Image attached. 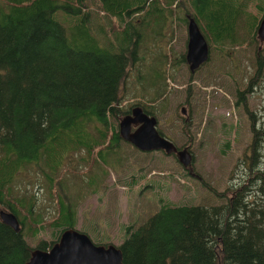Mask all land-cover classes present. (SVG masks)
Here are the masks:
<instances>
[{
  "label": "trees",
  "instance_id": "trees-1",
  "mask_svg": "<svg viewBox=\"0 0 264 264\" xmlns=\"http://www.w3.org/2000/svg\"><path fill=\"white\" fill-rule=\"evenodd\" d=\"M183 1L211 43L234 41L244 20L254 21L253 36L264 12V0H0V210L13 211L22 224L16 230L0 214V264H25L34 248L48 249L76 228L78 201L62 186L73 151L93 153L92 164L95 149H118L120 158L119 115L135 104L157 115L152 103L166 91L127 106L124 90L143 61L144 44L162 48L167 26L173 37ZM164 57L168 62L169 53ZM252 129L249 152L235 167L248 171L234 195L214 205L163 203L144 223L127 226L118 245L124 264H264V168L258 165L264 137ZM30 168L42 172L57 197L51 241L37 246L25 237L26 227L29 235L45 227L37 194L16 187Z\"/></svg>",
  "mask_w": 264,
  "mask_h": 264
},
{
  "label": "rangeland",
  "instance_id": "rangeland-1",
  "mask_svg": "<svg viewBox=\"0 0 264 264\" xmlns=\"http://www.w3.org/2000/svg\"><path fill=\"white\" fill-rule=\"evenodd\" d=\"M183 2L172 23L173 37L170 38L172 28L167 26L162 48L152 46V42L141 48L143 61L128 78L123 104L147 103L157 91H166L164 98L152 103L157 108V127L178 146L187 148L193 161L185 166L176 153L141 150L125 139L121 140L120 158L118 149L106 148L103 154L95 149L98 160L92 164L93 153L85 148L73 151L74 157L66 163L67 177L62 186L67 196L78 201L76 228L96 242L119 245L127 226H139L169 201L214 205L228 200L246 178L241 173L247 172L248 167H235L241 156L249 152L253 125L264 137V64L258 75L254 72L256 53L264 59V42L257 36V28L252 36L254 21H242L234 41L219 44L208 40L209 59L192 72L186 53L189 16L194 13L193 6ZM249 8L254 9L252 5ZM155 11L154 6L152 13ZM63 13H56L61 22ZM250 82L254 91L250 90ZM125 114L115 120L118 128ZM258 165L264 168V156L259 157ZM106 169L109 172L103 175ZM16 187L19 192L28 189L37 194L35 210H41L45 217V227L35 235H29L26 227L25 237L32 246L43 238L51 241L49 223L55 217V189L52 193L45 188V177L37 168L20 174ZM1 209L8 210L4 206Z\"/></svg>",
  "mask_w": 264,
  "mask_h": 264
},
{
  "label": "water",
  "instance_id": "water-1",
  "mask_svg": "<svg viewBox=\"0 0 264 264\" xmlns=\"http://www.w3.org/2000/svg\"><path fill=\"white\" fill-rule=\"evenodd\" d=\"M188 49L186 59L192 72H195L210 56V45L197 19L189 16ZM257 36L264 42V14L257 27ZM262 44L260 49H262ZM186 112L185 108H182ZM141 123L133 129V125ZM158 118L146 112L141 105H135L131 113L120 118L121 136L141 150H164L169 154L176 153L179 160L189 166L193 154L187 149H179L178 145L160 132L157 127ZM4 222L21 229V223L13 211L1 209ZM25 264H124L122 248L114 243L95 242L91 236L75 227L65 229L60 238L48 249L36 247Z\"/></svg>",
  "mask_w": 264,
  "mask_h": 264
},
{
  "label": "flooded vegetation",
  "instance_id": "flooded-vegetation-1",
  "mask_svg": "<svg viewBox=\"0 0 264 264\" xmlns=\"http://www.w3.org/2000/svg\"><path fill=\"white\" fill-rule=\"evenodd\" d=\"M189 23V22H188ZM255 59H256V62H255V64H254V66H255V68H254V72H255V76L256 75H258V70H259V68L261 67V68H263V64H264V59L262 58V56H261V54L259 53L258 54V52L256 53V55H255ZM187 60V59H186ZM188 62V61H187ZM262 70V69H261ZM256 79H255V83L256 82H258L257 81V77H255ZM250 84H251V87H250V90L251 91H254V89H255V87H254V85L252 86V82H250ZM184 108V107H183ZM145 110V109H144ZM146 111V110H145ZM132 112V108L130 109V113ZM147 112V111H146ZM149 113V112H148ZM254 114H252V116H253ZM141 123H138V124H136V125H133V129L134 128H136V127H138L139 125H140ZM165 135V134H164ZM166 136V135H165ZM178 148L179 149H182L180 146H178Z\"/></svg>",
  "mask_w": 264,
  "mask_h": 264
}]
</instances>
